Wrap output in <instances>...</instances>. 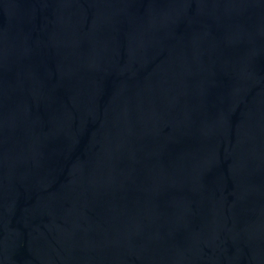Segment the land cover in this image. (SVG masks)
Returning a JSON list of instances; mask_svg holds the SVG:
<instances>
[{
    "label": "water",
    "instance_id": "obj_1",
    "mask_svg": "<svg viewBox=\"0 0 264 264\" xmlns=\"http://www.w3.org/2000/svg\"><path fill=\"white\" fill-rule=\"evenodd\" d=\"M0 264H264V0H0Z\"/></svg>",
    "mask_w": 264,
    "mask_h": 264
}]
</instances>
